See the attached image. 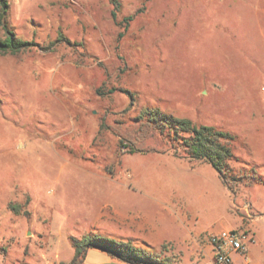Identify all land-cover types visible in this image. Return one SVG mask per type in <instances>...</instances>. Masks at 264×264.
Segmentation results:
<instances>
[{
  "label": "rangeland",
  "instance_id": "rangeland-1",
  "mask_svg": "<svg viewBox=\"0 0 264 264\" xmlns=\"http://www.w3.org/2000/svg\"><path fill=\"white\" fill-rule=\"evenodd\" d=\"M119 1L114 19L111 0H8V28L38 45L0 53L4 264H70L71 235L113 192L184 191L183 160L127 152H173L146 107L234 133L231 165L255 174L235 213L247 225L241 207L264 212V0ZM61 33L71 42L50 46Z\"/></svg>",
  "mask_w": 264,
  "mask_h": 264
},
{
  "label": "crops",
  "instance_id": "crops-1",
  "mask_svg": "<svg viewBox=\"0 0 264 264\" xmlns=\"http://www.w3.org/2000/svg\"><path fill=\"white\" fill-rule=\"evenodd\" d=\"M150 152H167L185 162L184 172L179 179L184 191L145 194L128 186V192H113L100 199L102 203L91 226L82 228L78 234H72L71 238L91 234L131 241L135 246L166 259L168 264H213L214 250L209 234L240 226L251 229L255 238L246 255L237 252L233 254L235 263L264 264V251L258 240L264 230V212L249 201L254 213L251 215L246 207H241L249 221L247 225L243 224L244 216L235 213L236 204L231 190L211 163L193 161L172 151L146 150L130 154L147 155ZM191 181L194 192L188 191ZM212 183L216 184L217 190ZM205 206L213 213L211 219L204 220L201 207ZM34 230L39 239L41 234ZM55 259L61 264L65 263L59 255ZM4 260L2 257L0 264H4ZM14 260L11 264H23L20 258ZM48 264L53 263L50 261ZM82 264L129 263L102 248L92 246L86 251Z\"/></svg>",
  "mask_w": 264,
  "mask_h": 264
},
{
  "label": "trees",
  "instance_id": "trees-1",
  "mask_svg": "<svg viewBox=\"0 0 264 264\" xmlns=\"http://www.w3.org/2000/svg\"><path fill=\"white\" fill-rule=\"evenodd\" d=\"M111 3L114 6L112 16L116 19L121 3L119 0H111ZM0 4V24L6 30L5 37H0V53H18L32 46H37L36 41L19 38L13 30L8 28L9 2L8 0H0ZM62 41L71 42L61 33L56 40L50 42V46ZM113 90L110 92H113ZM127 92L131 94L128 90ZM138 117L141 119L146 118L148 127L154 128L168 139V142L172 144L174 154L193 161L203 160L211 163L221 174L234 199L241 192L242 183H244V186L250 184V182H245V178H253L255 175L244 172L243 169L246 167L237 169L231 165L232 160H239V157L232 148L236 135L230 131L208 124H197L191 118L176 116L157 108L146 107L141 110ZM175 141L180 148L174 145ZM125 147L129 148L128 153L146 151V149L135 146L125 145ZM250 169L256 172L255 167L251 166ZM71 240L75 255L70 264H82L86 251L92 246L102 248L114 257L129 264H168L166 259H161L153 253L135 246L131 241L113 240L91 234H86L81 238L72 237Z\"/></svg>",
  "mask_w": 264,
  "mask_h": 264
},
{
  "label": "built area",
  "instance_id": "built-area-1",
  "mask_svg": "<svg viewBox=\"0 0 264 264\" xmlns=\"http://www.w3.org/2000/svg\"><path fill=\"white\" fill-rule=\"evenodd\" d=\"M255 235L249 228L239 231L226 229L209 234V241L214 250L213 264H236L233 254L246 255L249 245L254 242Z\"/></svg>",
  "mask_w": 264,
  "mask_h": 264
}]
</instances>
